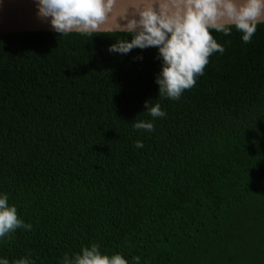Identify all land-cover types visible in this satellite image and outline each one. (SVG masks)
<instances>
[{
    "label": "trees",
    "instance_id": "trees-1",
    "mask_svg": "<svg viewBox=\"0 0 264 264\" xmlns=\"http://www.w3.org/2000/svg\"><path fill=\"white\" fill-rule=\"evenodd\" d=\"M212 34L225 51L179 100L158 96L157 48L108 51L126 33L0 34V192L33 226L0 256L264 264V24ZM150 98L167 116L134 130Z\"/></svg>",
    "mask_w": 264,
    "mask_h": 264
},
{
    "label": "clouds",
    "instance_id": "clouds-1",
    "mask_svg": "<svg viewBox=\"0 0 264 264\" xmlns=\"http://www.w3.org/2000/svg\"><path fill=\"white\" fill-rule=\"evenodd\" d=\"M37 16L49 22L61 36L72 33L92 37L95 34L123 32L109 45L110 53L126 55L133 49L157 48L160 70L155 77L160 98L179 100L185 90L204 74L209 57L224 53L213 31L229 36L233 28L242 41H252L258 25L264 24V0H35ZM128 37H131L130 39ZM138 59H143L139 56ZM146 100L145 111L151 119H134V130L152 132L155 119L167 112L159 102ZM136 148H143L137 140ZM18 216L9 195L0 192V241L11 239L17 229L32 230ZM0 264H36L31 255L9 260L0 256ZM59 264H129L123 253L109 254L100 244L82 246L73 256L64 253Z\"/></svg>",
    "mask_w": 264,
    "mask_h": 264
},
{
    "label": "water",
    "instance_id": "water-1",
    "mask_svg": "<svg viewBox=\"0 0 264 264\" xmlns=\"http://www.w3.org/2000/svg\"><path fill=\"white\" fill-rule=\"evenodd\" d=\"M54 31L37 16L35 0H0V34Z\"/></svg>",
    "mask_w": 264,
    "mask_h": 264
}]
</instances>
